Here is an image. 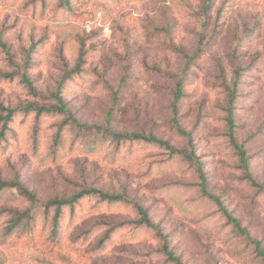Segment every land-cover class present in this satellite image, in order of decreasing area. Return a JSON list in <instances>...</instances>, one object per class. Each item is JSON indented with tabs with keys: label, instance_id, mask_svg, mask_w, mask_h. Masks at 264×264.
Returning a JSON list of instances; mask_svg holds the SVG:
<instances>
[{
	"label": "rangeland",
	"instance_id": "obj_1",
	"mask_svg": "<svg viewBox=\"0 0 264 264\" xmlns=\"http://www.w3.org/2000/svg\"><path fill=\"white\" fill-rule=\"evenodd\" d=\"M68 2L0 0V38L12 58L0 49V73H17L0 79V103L58 106V96L80 123L193 149L209 194L264 249V0ZM80 53L81 72L67 80ZM23 70L35 95L21 82ZM236 72L234 138L254 186L227 134L226 88ZM66 119L18 113L0 143V180H19L40 201L33 206L13 189L0 197V264H171L154 233L134 223L105 238L103 223L139 219L128 204L85 198L72 215L64 211L53 234V212L45 215L42 204L90 188L142 205L181 264H264L202 196L188 161L156 145L82 137L77 128L66 127L56 145ZM174 121L191 133L190 146ZM27 211L30 218L23 216ZM17 218L20 225L9 233Z\"/></svg>",
	"mask_w": 264,
	"mask_h": 264
},
{
	"label": "trees",
	"instance_id": "obj_2",
	"mask_svg": "<svg viewBox=\"0 0 264 264\" xmlns=\"http://www.w3.org/2000/svg\"><path fill=\"white\" fill-rule=\"evenodd\" d=\"M207 4H212L213 0H206ZM60 3L67 7L69 5L68 0H60ZM0 49L6 54L9 61H11V54L9 53V49L7 48L6 44L2 42L0 38ZM32 49L31 51H33ZM82 53L79 55V61L75 65L74 69L67 73L65 78L68 80L70 79L71 75L78 74L81 72L80 67L82 66ZM29 62V60L27 61ZM28 66V64H27ZM26 66V67H27ZM26 70H23V73L19 74V77L21 79V82L29 89V91L32 94H36L35 89L33 88L30 80L25 74ZM17 73H9L4 74L0 73V79L5 80H13L16 78ZM238 78H239V72H236L234 74V81L232 84V87L226 88V124H227V134L229 137V140L231 144L233 145L237 156L239 158L241 168L244 173L245 179L250 182L253 186L256 185L251 174L249 173V165H248V159L245 156V151L241 147V145H238L234 138V123H233V112H234V102L237 99V85H238ZM182 86H183V80L177 82L176 84V90L173 97V102L171 104L172 114L173 117L177 111V106L182 98ZM59 105L58 106H38L35 104H27L24 108L21 109H12L8 107H4L0 103V143L6 141V137L9 134L11 127L13 125V122L15 121V118L17 117L18 113L24 114V116L33 114L35 119L38 120L42 115H53V114H65L67 115V119L62 124L61 128L58 131L57 137L55 138V144L59 145L62 140V132L66 127L68 128H77L78 132L82 134V137H88L90 135L94 136H106L114 141H116L118 144L120 143H144L148 145H156L158 147H162L170 152L171 156H179L182 157V159H185L188 161L195 169L198 175V179L200 181V190L203 197L207 199H211L214 201L216 206L218 207L219 213L224 217L227 224L231 225L240 236H242L249 244L253 245L255 252L257 255L261 258L262 262L264 263V249L261 247L260 242L256 241L254 238H252L248 231L241 227L239 221L234 218L222 205L221 201L218 197H215L206 189V179L203 174L202 170V164L197 160V158L193 154V149H190L189 153L183 149H177L170 145L168 141H163L161 139H158L156 136L152 135H142L138 133L133 132H115L111 130L108 127L101 126V125H94V124H87V123H80L78 122L72 114L67 110L63 102L60 100V97L56 96ZM175 119V118H174ZM174 129L175 132L180 136L184 137L189 146L191 141V133L186 132L183 130L180 125L174 121ZM13 189L16 190L17 194L25 199L26 201L30 202L33 206L40 203L38 200L37 194L34 191L28 190L19 180H12V181H2L0 180V197L3 195L4 192ZM88 197H96L101 203L106 204H128L130 205L138 215L139 219L133 221H127V222H118V223H103L107 224L109 226L105 238L107 239L109 234L113 233L114 231L121 229L130 223H134L138 227H142L148 230H151L154 235L159 239L161 243V251L163 254L167 257V261H169L171 264H181L180 260L174 256V254L169 250V241L168 237L162 233V230L160 229V226L157 224H154L149 216V213L146 209L142 207L138 202H135L134 200L128 198L126 195L122 194H109L106 192H103L99 189L90 188V189H83L79 192H77L74 195H71L68 198H61V199H53L46 201L44 204H42V207L44 208L45 215H48V213L51 211L53 212V216L50 219V224L52 226V232L53 234L58 233L59 226L61 224V221L64 217V211L66 209H69L70 215H72L75 211V207L78 205L79 201L84 200ZM32 211H27L23 213V216L30 218L32 215ZM20 225V219H15L14 225L10 226L8 228V232L12 231L13 229H16ZM100 225V224H97Z\"/></svg>",
	"mask_w": 264,
	"mask_h": 264
}]
</instances>
